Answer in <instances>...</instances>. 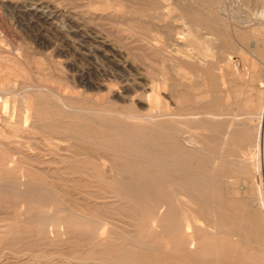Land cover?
I'll use <instances>...</instances> for the list:
<instances>
[{
	"label": "rangeland",
	"instance_id": "obj_1",
	"mask_svg": "<svg viewBox=\"0 0 264 264\" xmlns=\"http://www.w3.org/2000/svg\"><path fill=\"white\" fill-rule=\"evenodd\" d=\"M256 40L264 46V0H0V264H118L119 256L129 264H179L158 194L95 158L105 152L95 138L111 133L94 123L103 117L128 129L146 126L134 116L164 117L166 130L185 137L182 147L208 160L209 172L214 154L221 156L226 174L211 182L221 203L264 220V118L249 122L244 111L250 90L264 93V79L261 65L241 57L244 48L257 62ZM234 65L247 73L243 97L230 75ZM196 91L206 100L199 103ZM68 129L87 131L88 142ZM211 137L218 143L207 145ZM151 176L168 187L161 171ZM167 191L180 214L213 223L214 209L193 204L196 194ZM102 216L95 229L90 222ZM235 250L229 264H252L247 249Z\"/></svg>",
	"mask_w": 264,
	"mask_h": 264
},
{
	"label": "bare ground",
	"instance_id": "obj_2",
	"mask_svg": "<svg viewBox=\"0 0 264 264\" xmlns=\"http://www.w3.org/2000/svg\"><path fill=\"white\" fill-rule=\"evenodd\" d=\"M127 1V0H126ZM197 13V10L194 11ZM199 12V11H198ZM215 12V11H214ZM193 14V13H192ZM202 14V13H201ZM205 16V15H204ZM203 16V17H204ZM201 17V16H200ZM196 18V17H195ZM183 19V18H182ZM205 19V17H204ZM228 25V24H227ZM203 26V25H202ZM216 26V25H215ZM222 26V25H221ZM206 27V26H205ZM213 27V26H212ZM229 28V27H227ZM256 28V27H255ZM231 29V28H229ZM233 30V28H232ZM213 32L218 33L216 30H212ZM254 31V30H253ZM208 34V33H207ZM262 39V38H261ZM99 43V42H98ZM164 45V44H163ZM169 45V44H168ZM254 59L257 62H251L250 58L248 57L244 51V48L241 49V57L243 58L246 66L251 65L256 67V65H261V79H264V46L261 45L260 40H256L254 45ZM226 50V49H225ZM223 50V51H225ZM95 51V50H94ZM110 51V50H109ZM165 51V50H163ZM120 52V51H119ZM99 53V52H98ZM97 53V54H98ZM211 53V52H210ZM207 54V53H206ZM212 54V53H211ZM103 55V54H102ZM117 56V55H116ZM121 56V55H120ZM167 57V56H166ZM169 57V56H168ZM167 57V58H168ZM21 58V57H20ZM118 58V57H117ZM105 59V58H104ZM116 59V58H115ZM173 59V58H171ZM106 60V59H105ZM109 60V59H108ZM110 61V60H109ZM127 63V62H126ZM24 64V63H23ZM129 63H127L128 65ZM231 64V63H230ZM112 65V64H111ZM118 65V64H116ZM164 65V64H162ZM1 67V66H0ZM131 67V66H130ZM167 67V66H166ZM179 67V66H178ZM228 67V66H227ZM259 67V66H258ZM230 68V67H229ZM228 68V69H229ZM238 67L234 65L231 67L230 75L239 79L240 83L237 85V92L236 94L239 97H243L245 92L242 90L244 86H246V76L243 74L241 76L237 69ZM116 69V68H115ZM174 69V68H173ZM173 69L171 72H173ZM179 69V68H178ZM183 69V68H182ZM124 70V69H122ZM126 70V69H125ZM131 70V69H130ZM164 70V69H163ZM175 70V69H174ZM181 70V69H180ZM228 70V71H229ZM118 71H121L118 69ZM259 71V70H258ZM106 72V71H105ZM122 72V71H121ZM156 72V71H155ZM164 72V71H163ZM170 72V71H169ZM168 72V75H170ZM176 72V71H175ZM181 73L186 72L184 69L180 71ZM17 73V72H16ZM125 73V72H124ZM188 73V72H186ZM259 73V72H258ZM156 74V73H155ZM161 74V73H160ZM164 74H166L164 72ZM189 74V73H188ZM14 75V74H13ZM106 75V74H105ZM127 75V74H125ZM130 75V73H129ZM134 75V74H133ZM158 75V74H157ZM162 75V74H161ZM160 75V76H161ZM183 75H186L185 73ZM16 76V75H15ZM128 76V75H127ZM136 76V75H135ZM153 76V75H152ZM182 76V75H181ZM245 76V77H244ZM20 77V76H19ZM130 77V76H128ZM154 77V76H153ZM156 77V76H155ZM189 76L186 75V79ZM105 78V77H104ZM159 78V77H158ZM165 79V77H163ZM246 80H245V79ZM248 78V77H247ZM22 79V78H21ZM129 79V78H128ZM234 79V78H233ZM232 79V80H233ZM235 79V80H237ZM124 80V79H123ZM131 80V79H130ZM231 80V79H230ZM132 81V80H131ZM238 81V80H237ZM26 82V81H25ZM103 82V81H102ZM142 82V81H141ZM169 82V81H168ZM190 82V80H189ZM213 82V81H212ZM117 83V82H116ZM133 83V82H131ZM145 83V82H143ZM228 83V82H227ZM231 83V82H230ZM247 83V82H246ZM90 84V83H89ZM118 84V83H117ZM134 84V83H133ZM136 84V83H135ZM92 85V84H91ZM113 85V84H112ZM116 85V84H115ZM126 85V84H124ZM124 85H122L124 87ZM146 85V84H145ZM226 85V84H225ZM95 86V85H94ZM97 86V85H96ZM99 86V85H98ZM134 86V85H133ZM112 87V86H111ZM140 87V85H139ZM196 87V86H195ZM234 87V86H233ZM254 87V86H253ZM136 88V87H135ZM190 88V87H189ZM197 88V87H196ZM252 88V86H251ZM35 89V88H34ZM40 89V88H38ZM45 89V88H44ZM128 89V88H126ZM138 89V87H137ZM141 89V88H140ZM144 89V88H142ZM141 89V90H142ZM94 91V89H92ZM103 90H105L103 88ZM134 90V89H133ZM129 91V90H128ZM136 91V90H135ZM202 91V90H201ZM234 91V90H233ZM150 92V91H149ZM165 92V91H164ZM197 92V91H196ZM195 92V93H196ZM205 92V91H204ZM202 92V93H204ZM212 92V91H211ZM220 92V91H219ZM20 93V91H19ZM24 93V92H23ZM53 93V92H52ZM130 93V92H129ZM182 93V92H181ZM198 93V94H197ZM195 98L196 100L201 103V100H206L207 96H203L197 92ZM233 93V92H232ZM22 94V93H21ZM125 95L127 94L124 93ZM148 94V93H147ZM205 94V93H204ZM249 97H246L245 101V109L247 111L246 117L249 122L254 120L263 119L260 117V108L264 99V93L262 91L250 90L248 93ZM105 95V94H104ZM193 95V94H192ZM215 95V94H214ZM119 97V96H118ZM210 97V96H209ZM208 97V100L211 98ZM213 97V96H212ZM215 97V96H214ZM219 97V96H218ZM130 98V97H129ZM138 98V97H137ZM188 98V97H186ZM185 98V99H186ZM60 99V98H59ZM111 99V98H110ZM117 99V98H116ZM68 100V99H67ZM115 100V97H114ZM118 100V99H117ZM120 102L123 103L124 100ZM152 100L151 98L149 99ZM195 100V101H196ZM179 101V100H178ZM190 101V100H189ZM64 102V101H63ZM109 102V101H108ZM127 102V100H126ZM133 102V101H132ZM131 102V103H132ZM135 102V101H134ZM66 103V101H65ZM139 103V102H138ZM197 103V102H196ZM198 103V104H199ZM58 104V103H57ZM96 104V103H94ZM134 104V103H133ZM173 104V103H172ZM121 105V104H120ZM67 108L66 105H64ZM105 106V105H104ZM123 106V105H122ZM145 106V105H144ZM143 106V107H144ZM57 107V106H56ZM70 107V106H69ZM110 107V106H109ZM108 107V108H109ZM114 107V106H113ZM112 107V108H113ZM127 107V106H126ZM107 108V112H108ZM121 108V107H120ZM142 108V106L140 107ZM162 108V107H161ZM232 108V107H231ZM237 109L234 110L235 112H240L241 108L236 107ZM68 109V108H67ZM143 109V108H142ZM86 110V109H83ZM223 110V109H222ZM87 111V110H86ZM93 110H91L92 112ZM115 111V110H113ZM224 111V110H223ZM221 111V112H223ZM228 111V109H227ZM77 112V111H75ZM27 116L25 118V123L28 122V115L30 114V110H27ZM55 113V112H54ZM104 113V112H103ZM121 113V112H119ZM231 113V112H230ZM171 114V113H170ZM207 114V113H206ZM222 115H225L221 113ZM55 115V114H54ZM61 115V114H60ZM152 114H145V115H137L134 116V120H140L146 125L143 128H138V125H134V128H127L124 127L128 123L123 122L122 120H109L106 118H101L95 120L93 118L94 123L105 125L111 128V133L108 138L97 136L95 138L98 143H101L104 147L100 150H104V154H99L95 158L98 161H105L109 162L110 168L113 171V167L119 168L120 175H128L135 177L139 183H143L142 189L149 192H154L158 194L156 198L158 199L160 205L162 207L166 206L168 211L166 212L165 219L171 221V226L169 227V231L171 232L173 238L172 246L173 249L177 251V262L179 264H229V261L233 257H237V251L235 249L244 248L247 249L250 254H245L244 258L252 264H264V245L260 243L259 239L261 240V236H264V220L261 219L259 215H252L250 213L240 211L237 208H232L227 205L221 203L219 197L215 194L216 188L215 184L211 183L214 182L217 177L223 176V165L221 163V156L214 154V161L212 163L213 168L209 172V162L206 158L197 155L193 151H189L182 147L181 142H185V137L181 136L177 132H172L170 130L165 129V120L164 117H160L158 119H154ZM216 115V114H215ZM220 115V114H219ZM127 116V115H125ZM176 116V115H175ZM173 116V117H175ZM190 116V115H189ZM205 116V115H204ZM210 116V115H209ZM131 117V116H130ZM169 117V116H168ZM187 117V116H185ZM192 117V116H190ZM207 117V116H206ZM87 118V117H86ZM180 118V116H179ZM185 119V118H183ZM235 122V121H234ZM55 124V123H54ZM225 124V123H220ZM15 125V124H14ZM36 125V124H35ZM85 125V124H84ZM226 125V124H225ZM18 126V125H16ZM58 126V125H57ZM23 127V126H21ZM137 127V128H136ZM263 127V126H262ZM37 128V127H35ZM40 128V127H39ZM71 128V127H70ZM191 128V127H190ZM27 129V128H25ZM29 129V128H28ZM31 129V127H30ZM57 129V128H56ZM99 129V128H98ZM50 130V129H49ZM69 132L78 135L80 140L88 142L87 137L89 133L86 131L83 132H74L73 129H68ZM101 130V129H100ZM245 130V129H244ZM21 131V130H20ZM34 131V130H32ZM53 131V130H52ZM51 131V132H52ZM60 131V130H59ZM49 132V131H48ZM240 132V131H239ZM263 132V131H262ZM8 133V132H7ZM36 133V132H35ZM62 133V131L60 132ZM98 133V132H97ZM183 133V132H182ZM10 134V133H9ZM41 134V133H40ZM50 134V133H49ZM203 135V134H202ZM211 135V134H210ZM213 135V134H212ZM243 135V134H242ZM245 135V134H244ZM55 136V135H54ZM64 136V135H62ZM61 136V137H62ZM66 136V135H65ZM68 136V135H67ZM247 136V135H246ZM5 137V136H4ZM70 137V136H69ZM72 137V136H71ZM229 137V138H227ZM248 137V136H247ZM15 138V137H14ZM26 138V136H25ZM85 138V139H84ZM233 138L232 128L227 129L225 133V145H228V141ZM9 139V138H8ZM11 139V138H10ZM32 139V138H31ZM29 139V141H31ZM55 139V138H54ZM58 139V138H56ZM89 139V138H88ZM27 140V139H26ZM207 141V145H214L218 143L217 137L204 138ZM45 141V140H44ZM32 142V141H31ZM34 142V140H33ZM56 141L48 142L50 145L54 144ZM203 142V141H202ZM224 142V141H223ZM17 143V142H16ZM46 143V142H45ZM60 142H58L59 144ZM63 143V142H61ZM91 143V142H90ZM92 144V143H91ZM33 145V143H32ZM36 145V143H35ZM44 145V144H43ZM94 145V144H93ZM97 145V144H96ZM192 145V144H191ZM5 146V145H4ZM23 146V145H22ZM46 146V145H45ZM62 146V145H61ZM194 146V145H193ZM29 147V146H28ZM49 147V146H48ZM58 147V145L56 146ZM226 147V146H225ZM51 148V147H50ZM94 148V147H93ZM99 148V147H98ZM257 148H259V141L257 140ZM7 149V148H6ZM25 149V148H24ZM29 149V148H28ZM40 149V148H39ZM54 149V148H53ZM60 149V148H58ZM81 149V148H80ZM31 150V149H30ZM51 150V149H50ZM42 151V150H41ZM68 151V150H67ZM87 151V150H86ZM36 152V151H35ZM43 152V151H42ZM73 152V151H72ZM88 152V151H87ZM18 153V152H17ZM59 153V152H58ZM75 153V152H73ZM90 153V152H88ZM112 153V154H111ZM13 154V153H12ZM76 154V153H75ZM74 154V155H75ZM94 155V151L90 153ZM110 154V155H109ZM59 155V154H58ZM77 155V154H76ZM81 155V154H80ZM84 155V154H83ZM92 155V156H93ZM211 155V154H209ZM221 155V154H220ZM111 156H115L114 158L120 159V163L117 165L114 161L111 160ZM6 157V156H5ZM51 157V156H50ZM9 158V157H8ZM94 158V159H95ZM169 158H172L175 163L168 164ZM36 160V159H35ZM33 160L34 162H36ZM42 160V159H41ZM82 160V159H81ZM18 161V160H16ZM80 161V160H79ZM38 162V161H37ZM13 163V162H12ZM91 163V162H89ZM220 163V164H219ZM39 164V162H38ZM41 164V163H40ZM54 164V163H53ZM228 164V163H227ZM112 165V166H111ZM226 165V164H224ZM18 166V162H17ZM20 166V165H19ZM22 166V165H21ZM24 168V167H23ZM140 168V169H139ZM142 168V169H141ZM34 169V168H33ZM89 169V168H88ZM93 170V169H92ZM90 170V171H92ZM96 170V169H95ZM93 170V172L95 171ZM161 171L166 178V183L168 187H163L162 183L159 179H156L151 176L152 171ZM66 171V170H65ZM97 171V170H96ZM95 171V172H96ZM13 172V171H12ZM54 172V171H53ZM92 174V173H91ZM258 176V171H256ZM13 175V174H12ZM67 175V174H66ZM155 175V174H153ZM23 176V175H22ZM21 176V177H22ZM34 176V175H33ZM31 176V177H33ZM157 177V175H155ZM27 177H30L29 174ZM98 177V176H97ZM24 178V177H23ZM159 178V177H157ZM259 178V177H258ZM36 179V178H35ZM23 180V179H22ZM34 180V179H31ZM103 180V179H101ZM113 180V179H111ZM18 181V180H17ZM21 181V180H20ZM24 181V180H23ZM14 182V181H13ZM27 182V181H26ZM30 182V181H29ZM216 183V182H215ZM18 185V184H17ZM16 185V186H17ZM35 185V184H34ZM140 185V184H139ZM4 185H2L3 187ZM10 186V182L9 185ZM1 187V185H0ZM5 187V186H4ZM4 187L1 190H4ZM37 187V186H36ZM172 188L173 193L178 196L187 197L186 194H196V196L192 195L193 198L197 199V204L199 206H206L208 208L214 209L213 216L214 221L213 223L209 222H202L201 218H191V216H183L182 212L180 214L179 209L177 208L176 203L171 200V198L167 194V188ZM7 188V187H6ZM5 188V189H6ZM33 189V188H32ZM36 189V188H35ZM116 189V188H115ZM10 190V189H6ZM27 190V189H25ZM29 190V189H28ZM49 191V190H48ZM209 195L208 193H212ZM18 193V192H17ZM123 193H125L123 191ZM197 194L199 196H197ZM33 199V198H32ZM56 200V199H55ZM123 200V199H122ZM182 200V199H179ZM43 202V201H42ZM261 203V201H260ZM116 204V203H115ZM128 204V203H127ZM139 204V203H138ZM178 204V203H177ZM255 204V203H254ZM118 205V204H117ZM142 205V204H141ZM234 205V204H233ZM249 205V204H248ZM194 206V205H192ZM239 207V206H238ZM258 207V206H257ZM262 207V206H260ZM100 208V207H99ZM123 208V206H122ZM135 209L134 207H131ZM242 209V207H240ZM97 209V208H96ZM137 209V208H136ZM185 209V208H184ZM244 209V208H243ZM121 210V209H120ZM138 210V209H137ZM166 210V209H165ZM128 211V210H127ZM126 211V212H127ZM140 211V210H139ZM248 211V210H247ZM106 212V211H105ZM122 213V211H120ZM129 212V211H128ZM135 212V211H132ZM100 213V210H99ZM123 213L124 209H123ZM195 213V212H194ZM205 213V212H204ZM105 215V213H103ZM115 214V213H114ZM136 214V212H135ZM162 214V213H161ZM207 214V213H205ZM71 215L72 212H71ZM123 215V214H122ZM137 215V214H136ZM210 215V213H209ZM127 217V215L125 214ZM130 216V215H129ZM133 216V215H132ZM102 218H98L93 220L91 225L96 229H100L105 221ZM110 217V216H108ZM138 217V216H137ZM171 217V218H169ZM106 218V217H105ZM134 218V217H131ZM130 218V219H131ZM63 219V218H62ZM112 220V218H109ZM115 219V218H114ZM142 220V218H140ZM58 220V219H57ZM134 220V219H132ZM56 221V220H55ZM54 221V222H55ZM62 221V220H61ZM115 221V220H114ZM72 222V221H70ZM88 222V221H87ZM88 222V223H89ZM106 222V221H105ZM145 222V220H144ZM10 223V222H9ZM86 223V222H85ZM110 223V222H108ZM201 223H204L203 225ZM12 224V221L11 223ZM7 224L10 229H12V225ZM58 224V222L56 223ZM62 224V223H60ZM58 224V225H60ZM206 224V226H205ZM84 225V224H83ZM132 226V225H131ZM59 227V226H58ZM14 228V227H13ZM42 228H40L41 230ZM99 231V230H97ZM114 231V230H113ZM123 231V230H121ZM124 232V231H123ZM133 232V231H132ZM140 232V230H139ZM158 232V231H157ZM106 233V232H105ZM129 233V232H127ZM109 234V233H108ZM111 234V233H110ZM109 234V235H110ZM136 234V233H135ZM123 235V234H122ZM129 236V235H128ZM108 237V236H107ZM138 237V235H137ZM137 237L134 240H137ZM124 238V237H123ZM127 240V239H126ZM263 240V239H262ZM130 241V240H128ZM231 243V244H230ZM255 244V245H254ZM258 244H262V247H258ZM140 248L143 247V244L138 245ZM150 246V245H149ZM153 245H151L152 247ZM163 246V245H162ZM148 247V246H147ZM158 247V246H157ZM133 248V247H132ZM144 248V247H143ZM154 248V247H153ZM152 248V249H153ZM166 248V247H165ZM151 250V248H150ZM246 250V252H248ZM252 252V253H251ZM244 254V253H243ZM243 256V255H242ZM128 259L129 256H119L117 257L118 264H129L131 263ZM235 259V258H234ZM233 259V260H234ZM232 260V261H233ZM236 262V260L234 261ZM238 262V261H237ZM170 263V262H169ZM168 263V264H169ZM242 263V262H238ZM244 263V262H243ZM100 264V263H98ZM231 264V263H230ZM248 264V263H245Z\"/></svg>",
	"mask_w": 264,
	"mask_h": 264
},
{
	"label": "built area",
	"instance_id": "obj_3",
	"mask_svg": "<svg viewBox=\"0 0 264 264\" xmlns=\"http://www.w3.org/2000/svg\"><path fill=\"white\" fill-rule=\"evenodd\" d=\"M263 118H264V112H263Z\"/></svg>",
	"mask_w": 264,
	"mask_h": 264
}]
</instances>
